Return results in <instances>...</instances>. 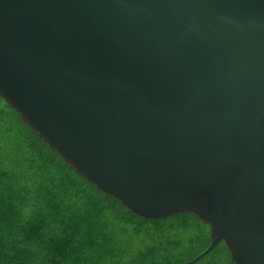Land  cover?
<instances>
[{
	"label": "water",
	"instance_id": "1",
	"mask_svg": "<svg viewBox=\"0 0 264 264\" xmlns=\"http://www.w3.org/2000/svg\"><path fill=\"white\" fill-rule=\"evenodd\" d=\"M0 95L135 214L193 213L264 264V0H0Z\"/></svg>",
	"mask_w": 264,
	"mask_h": 264
},
{
	"label": "trees",
	"instance_id": "2",
	"mask_svg": "<svg viewBox=\"0 0 264 264\" xmlns=\"http://www.w3.org/2000/svg\"><path fill=\"white\" fill-rule=\"evenodd\" d=\"M211 243L193 213L141 217L82 177L0 95V264H184ZM195 264H234L220 242Z\"/></svg>",
	"mask_w": 264,
	"mask_h": 264
}]
</instances>
